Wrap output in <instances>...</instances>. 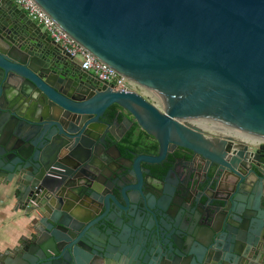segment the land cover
I'll return each mask as SVG.
<instances>
[{
  "label": "water",
  "instance_id": "95a60500",
  "mask_svg": "<svg viewBox=\"0 0 264 264\" xmlns=\"http://www.w3.org/2000/svg\"><path fill=\"white\" fill-rule=\"evenodd\" d=\"M34 1L163 105L102 82L0 0V188L30 218L0 264L261 263L264 142L184 121L264 139V0ZM119 116L153 136L159 154L123 155ZM172 147L199 157L207 180L172 184L173 167L155 176Z\"/></svg>",
  "mask_w": 264,
  "mask_h": 264
},
{
  "label": "flooded vegetation",
  "instance_id": "af4514ba",
  "mask_svg": "<svg viewBox=\"0 0 264 264\" xmlns=\"http://www.w3.org/2000/svg\"><path fill=\"white\" fill-rule=\"evenodd\" d=\"M122 118L121 116H119ZM105 124L109 126H118L116 125V118L111 120L110 116L107 114L105 119ZM120 127L114 130L115 135L120 138L117 145L121 143L122 139L128 135V133L135 127V132L133 134V144L126 146V150H122L123 155L128 157H133L129 151H134L136 154H148V155H157L159 154V144L156 139L147 134L144 130L139 129L138 125L126 124L122 120L119 122ZM138 141L137 143H134ZM117 152H113V155H116ZM174 168L172 173L169 175V180H172V184L177 183L178 181L184 182V186L188 188L186 183L191 176L197 177L201 182L207 180V175H210L209 169L202 165V161L199 157L194 156L190 151L180 148L172 147L169 154L162 163L154 164L151 166L152 173L157 177L166 176L170 168ZM209 192V191H208ZM188 195H193L195 197L202 196L203 191L198 189L195 191L187 190Z\"/></svg>",
  "mask_w": 264,
  "mask_h": 264
},
{
  "label": "built area",
  "instance_id": "2783aa9c",
  "mask_svg": "<svg viewBox=\"0 0 264 264\" xmlns=\"http://www.w3.org/2000/svg\"><path fill=\"white\" fill-rule=\"evenodd\" d=\"M22 11L36 22L56 43H59L71 57L82 64L84 70L90 71L102 82L108 83L115 90L138 91L150 101L162 107V104L152 97L151 92L142 84L120 74L114 68L99 60L88 52L74 38L70 36L60 25L54 21L34 0H12Z\"/></svg>",
  "mask_w": 264,
  "mask_h": 264
},
{
  "label": "crops",
  "instance_id": "0c3cea01",
  "mask_svg": "<svg viewBox=\"0 0 264 264\" xmlns=\"http://www.w3.org/2000/svg\"><path fill=\"white\" fill-rule=\"evenodd\" d=\"M25 206L18 204L8 193L0 188V257H3L8 244L17 243L28 234L30 218L24 211ZM251 264H264L250 259Z\"/></svg>",
  "mask_w": 264,
  "mask_h": 264
},
{
  "label": "bare ground",
  "instance_id": "6f19581e",
  "mask_svg": "<svg viewBox=\"0 0 264 264\" xmlns=\"http://www.w3.org/2000/svg\"><path fill=\"white\" fill-rule=\"evenodd\" d=\"M154 99L157 101V103L163 105L161 99H157V98ZM184 122H186L190 126L196 127L199 130L209 133L210 135L215 137H219V138L231 137L233 139H238L244 143H248L252 145L264 142L263 138L246 134L229 125H226L224 123L212 119L194 118L191 120H185Z\"/></svg>",
  "mask_w": 264,
  "mask_h": 264
},
{
  "label": "trees",
  "instance_id": "16d2710c",
  "mask_svg": "<svg viewBox=\"0 0 264 264\" xmlns=\"http://www.w3.org/2000/svg\"><path fill=\"white\" fill-rule=\"evenodd\" d=\"M119 107L117 105L112 106L109 108L108 115L110 116L111 120L117 118L118 112H119ZM122 120V118L119 117V122ZM135 132V127L128 133L124 139H122L121 143H119V147L122 150H126V146L129 144H133V134ZM138 141L134 142L137 143ZM261 151H264V145L261 147Z\"/></svg>",
  "mask_w": 264,
  "mask_h": 264
}]
</instances>
